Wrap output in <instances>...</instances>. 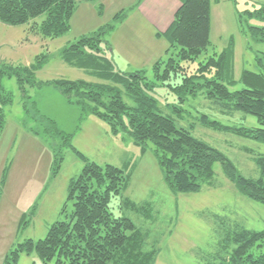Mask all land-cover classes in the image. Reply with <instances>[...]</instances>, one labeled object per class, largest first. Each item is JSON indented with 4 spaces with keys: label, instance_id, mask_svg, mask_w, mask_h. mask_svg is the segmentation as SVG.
I'll return each mask as SVG.
<instances>
[{
    "label": "rangeland",
    "instance_id": "1",
    "mask_svg": "<svg viewBox=\"0 0 264 264\" xmlns=\"http://www.w3.org/2000/svg\"><path fill=\"white\" fill-rule=\"evenodd\" d=\"M138 1L77 0L71 30L54 40L32 31L31 24L0 23V67H29L41 56L46 61L36 71L38 84L59 79L98 83L97 78L84 70L65 63L62 52L69 44L113 22L116 14L132 8ZM147 1L130 11L106 41L109 56L119 70L143 71L149 81H154L153 65L169 57L166 54L169 43L157 35L162 32L158 22L147 19L141 12L140 7ZM146 4L151 11L154 10L151 6L156 9L159 6L161 14L168 16L165 0H160V5ZM261 9L264 0H211V44L207 55L232 51L231 77L237 81L232 90L243 88L239 79L244 70L260 72L257 59L264 61V41L253 37L250 30L264 28V19L248 14ZM45 18L41 16L35 22L41 24ZM2 86L13 100L3 107L6 123L0 137V182L7 170L0 202V264H5L8 254L18 244L44 239L53 223L71 220L74 202L67 200L68 187L70 180L77 178L84 168L75 150L91 162L103 167L113 165L129 175L127 188L113 199L111 206L115 216L132 220L139 229L144 251H157L155 264H219L222 241L230 228L239 225L249 230H264V205L239 193L220 164L215 166L212 185L204 183L195 193L173 192L151 144L143 152L124 132L114 135L107 122L91 114L82 115L81 109L68 103L54 86L29 83L22 86L14 76L5 77ZM149 95L157 101L159 111L174 118L178 128L191 131L222 152L242 176L259 177L254 156L264 155L263 143L238 136L232 130L203 126L200 121L208 116L227 127L258 128L254 116L242 112L230 115L203 95L189 99L185 111L178 113L177 96L167 87L159 86ZM124 100L134 105L126 95ZM33 103L40 116L53 120L60 131L72 135L71 146L46 135ZM58 158L63 160L59 172L54 174ZM15 264L42 263L33 252L22 254Z\"/></svg>",
    "mask_w": 264,
    "mask_h": 264
},
{
    "label": "trees",
    "instance_id": "2",
    "mask_svg": "<svg viewBox=\"0 0 264 264\" xmlns=\"http://www.w3.org/2000/svg\"><path fill=\"white\" fill-rule=\"evenodd\" d=\"M82 1L97 3L102 0ZM144 1L139 0L132 8L120 11L113 22L63 50L65 63L84 70L97 78L98 83L59 79L38 84L36 71L46 61H42L41 56L29 67H0V137L6 123L3 107L13 100L11 93L3 89L5 77H17L22 86L25 83L54 86L68 103L81 109L82 115L91 114L107 122L114 135L124 132L143 152L151 144L165 181L173 192L195 193L204 183L212 185L215 166L220 164L239 193L264 205V155L254 156L258 178L242 176L222 152L195 137L191 131L178 128L174 118L164 115L161 109L159 111L157 101L149 95L159 86L167 87L177 96L175 110L178 113L185 111L184 105L189 99L203 95L230 115L236 112L252 115L258 128L227 127L208 116H203L200 121L203 126L232 130L238 136L264 144L263 59H257L260 72L244 70L239 79L243 88L232 90L237 85L231 77L232 51L207 55L211 44V0H179L181 5L172 23L165 32L157 34L169 43L166 50L169 57L154 63L155 80L149 81L143 71L122 72L109 56L106 37ZM76 9L77 0H0V23L8 26L31 24L32 31L54 40L71 30L70 22ZM99 9L102 13V4ZM248 14L264 19V9ZM41 16L46 18L37 24L35 20ZM250 30L253 37L264 41V28ZM205 54L207 56L197 62ZM125 95L132 100L133 106L126 103ZM36 112L37 120L45 125L47 136L57 137L63 144L71 146L72 135L60 131L53 120ZM75 152L84 162V168L69 183L67 200L74 202L71 220L53 223L44 239H30L18 244L8 254L5 264H15L22 254L33 252L42 264H155L157 251H144L139 229L132 220L115 216L111 206L113 199L127 188L129 175L110 164L100 166L77 150ZM62 160L56 159L54 174L59 172ZM6 173L7 170L0 182V202ZM219 257V264H264V230L235 225L225 232Z\"/></svg>",
    "mask_w": 264,
    "mask_h": 264
},
{
    "label": "crops",
    "instance_id": "3",
    "mask_svg": "<svg viewBox=\"0 0 264 264\" xmlns=\"http://www.w3.org/2000/svg\"><path fill=\"white\" fill-rule=\"evenodd\" d=\"M168 3L169 7V13L167 17H164L163 14L160 12V7L157 6V9L154 6H151L154 8L153 11L149 10L150 7L146 4L147 2H152L153 4L160 5V0H148L145 4H143L140 9L141 12L144 14L147 19L156 20L159 25V28L161 29L162 33L165 32L170 24L172 23L174 19V14L178 10V8L181 5V2L179 0H165ZM149 10V11H148ZM144 17V18H145Z\"/></svg>",
    "mask_w": 264,
    "mask_h": 264
}]
</instances>
